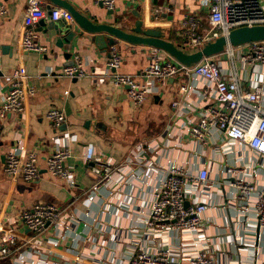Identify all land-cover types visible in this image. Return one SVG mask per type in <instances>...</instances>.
<instances>
[{"label": "crops", "instance_id": "0c3cea01", "mask_svg": "<svg viewBox=\"0 0 264 264\" xmlns=\"http://www.w3.org/2000/svg\"><path fill=\"white\" fill-rule=\"evenodd\" d=\"M67 1L95 23L128 30L140 18L172 41L186 14L205 17L206 10L205 0H114L112 11L94 0ZM0 2L6 8V13L0 14V106L8 76L16 67L22 68L27 86L33 89L25 96L22 113L0 117V225H12L20 246L11 258L0 257V264H125L135 231L145 228L153 190L172 166H180L189 175L201 169L208 172L207 189L200 194L207 204L201 226L204 246L214 264L264 263V229L259 228L255 216L256 194L264 186V154L245 144L227 143L217 128H212L205 142L189 135L191 120L205 109L203 80L184 75L171 78L135 106L124 87L116 88L100 75L109 56L107 33L100 34V41L97 34L76 26L75 36L67 39L47 27L52 23L47 14L40 19L43 24L29 27L47 50L25 51L19 42L26 28L27 0ZM156 6L164 10L154 20L151 10ZM42 7L48 11L56 5L42 0ZM65 18L71 22L68 15ZM114 45L122 57L117 71L138 74L146 66L149 46L119 39ZM75 56L81 59L85 74L70 78L62 71ZM217 59L223 71L229 72L227 54L220 53ZM235 63L241 81L247 77L264 90V68L245 66L242 71L238 61ZM188 83L190 90L181 93L179 86ZM176 100L179 103L174 107ZM51 107L63 110L67 118L57 129L46 118ZM141 143L137 151L135 147ZM56 148H68L72 153L66 163L73 170V186L45 169L44 158ZM10 149L20 154L26 150L38 153L37 180L28 183L6 177L3 161ZM85 155L112 164L109 180L94 190ZM236 181L250 184L253 191L240 198ZM38 201L52 203L67 213L66 224L48 226L41 234L32 235L14 222L22 207ZM35 237L39 242H31ZM170 242L176 244L174 234Z\"/></svg>", "mask_w": 264, "mask_h": 264}, {"label": "built area", "instance_id": "2783aa9c", "mask_svg": "<svg viewBox=\"0 0 264 264\" xmlns=\"http://www.w3.org/2000/svg\"><path fill=\"white\" fill-rule=\"evenodd\" d=\"M105 8L113 10L114 0H94ZM205 17L186 14L181 20V27L175 38L179 47L192 52L209 41L239 26L264 24V0H205ZM162 6L152 8L154 20L160 18ZM6 13L0 2V14ZM49 15L56 21L67 16V11L60 7L46 11L42 0H27L23 16L26 27L20 36V47L25 51L45 52L47 48L39 43L29 27ZM206 20L207 26L203 25ZM231 61L230 71L225 73L217 56H205L196 63L185 65L172 58L165 51L149 47L146 66L138 74H127L117 71L121 55L116 45H111L105 69L100 75L109 80L114 87H124L126 95L133 105H140L152 93L157 85H164L167 80L181 75L198 78L205 82L201 92L204 98V110L187 127L189 135L205 142L212 128H217L229 144H245L254 151L264 154V90L261 84H254L247 77L241 81L235 61L240 69L250 66L264 68V40L254 41L240 46L228 45L224 51ZM222 52V53H223ZM96 71H93L95 74ZM62 74L73 78L83 76L81 59L73 58L71 65L63 67ZM190 84L179 86L181 93L189 91ZM33 93L27 86V76L22 68L16 67L8 76V84L3 93L0 106V117L9 113L20 114L24 110L25 96ZM67 93V92H66ZM179 101L173 102L176 107ZM46 118L55 129L66 122L63 110L51 107ZM143 144L136 145L137 151ZM72 156L68 148H56L44 158L46 171L53 177L65 180L70 186L75 181L73 170L67 166ZM84 162L91 165L88 169L93 178L92 190L109 180L112 164L101 161L99 157L84 156ZM3 172L12 181L21 179L31 183L39 178V155L34 150L22 154L7 150L4 154ZM208 172L201 169L189 175L180 166H172L162 183L153 190L152 201L145 228L135 231L134 240L128 252L125 264H214L209 250L205 248L202 236L201 216L207 208L200 194L207 189ZM240 188V198L253 191L250 184L236 181ZM92 199V196H87ZM255 216L259 228L264 229V186L256 194ZM66 215L56 205L38 201L22 207L14 222L21 223L32 235L41 234L48 226L63 227ZM11 224L0 225V257L7 259L13 256L19 246L18 233L12 231ZM174 234L176 244L170 242ZM31 242H39L32 238ZM264 264V263H263Z\"/></svg>", "mask_w": 264, "mask_h": 264}, {"label": "water", "instance_id": "95a60500", "mask_svg": "<svg viewBox=\"0 0 264 264\" xmlns=\"http://www.w3.org/2000/svg\"><path fill=\"white\" fill-rule=\"evenodd\" d=\"M56 7L63 8L71 20H67L65 16L62 22L52 21L47 27L53 29L56 34L61 33L66 35L67 39L72 38L76 34L75 27L93 34H97L96 39L103 41L102 33H107L110 36L109 45H113L115 39L131 45H146L156 47L182 64L190 65L198 62L205 56L218 55L224 49L230 46H240L254 41L264 40V24H255L251 26H239L230 30L226 35H221L214 41H209L198 50L188 52L183 50L177 44L166 36V34L156 27H148L142 19L138 18L128 30L116 27L108 23H95L88 16L76 9L67 0H47ZM50 12V8L48 9ZM68 21V22H67ZM40 24L42 21L39 20ZM115 38V39H114ZM65 40V38H63ZM70 64L67 65H71ZM66 65V66H67Z\"/></svg>", "mask_w": 264, "mask_h": 264}, {"label": "rangeland", "instance_id": "374dc122", "mask_svg": "<svg viewBox=\"0 0 264 264\" xmlns=\"http://www.w3.org/2000/svg\"><path fill=\"white\" fill-rule=\"evenodd\" d=\"M203 25H204V26H207L206 20L203 22Z\"/></svg>", "mask_w": 264, "mask_h": 264}, {"label": "trees", "instance_id": "16d2710c", "mask_svg": "<svg viewBox=\"0 0 264 264\" xmlns=\"http://www.w3.org/2000/svg\"><path fill=\"white\" fill-rule=\"evenodd\" d=\"M168 38H170V36L168 35Z\"/></svg>", "mask_w": 264, "mask_h": 264}]
</instances>
